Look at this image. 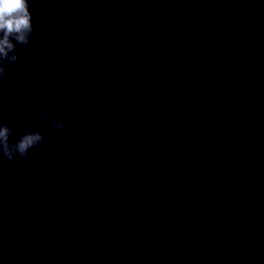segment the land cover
Returning a JSON list of instances; mask_svg holds the SVG:
<instances>
[{
    "label": "clouds",
    "instance_id": "clouds-1",
    "mask_svg": "<svg viewBox=\"0 0 264 264\" xmlns=\"http://www.w3.org/2000/svg\"><path fill=\"white\" fill-rule=\"evenodd\" d=\"M33 31L29 0H0V81L7 75L4 62L15 65L19 61L16 46L28 45ZM49 116V113H44V118L47 119ZM51 126L59 129L64 124L55 116H51ZM12 135V128L0 123V157H5L9 161L15 159L16 154L20 158H27L29 150L43 141V135L39 130L26 132L15 143L10 142Z\"/></svg>",
    "mask_w": 264,
    "mask_h": 264
}]
</instances>
